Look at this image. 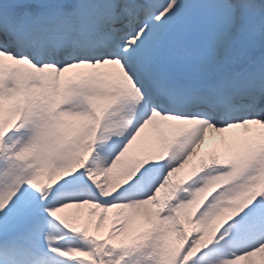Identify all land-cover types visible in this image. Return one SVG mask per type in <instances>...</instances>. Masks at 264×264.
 <instances>
[{
  "label": "snow or ice",
  "instance_id": "obj_1",
  "mask_svg": "<svg viewBox=\"0 0 264 264\" xmlns=\"http://www.w3.org/2000/svg\"><path fill=\"white\" fill-rule=\"evenodd\" d=\"M201 154L224 163L154 207ZM41 168L54 172L43 186ZM210 175L231 183L191 215ZM261 179L264 0H0V264H161L162 247L171 264H255ZM90 206L105 210L97 230L134 211L98 238ZM74 211L72 257L60 216ZM206 214L207 241L194 230Z\"/></svg>",
  "mask_w": 264,
  "mask_h": 264
},
{
  "label": "bare ground",
  "instance_id": "obj_2",
  "mask_svg": "<svg viewBox=\"0 0 264 264\" xmlns=\"http://www.w3.org/2000/svg\"><path fill=\"white\" fill-rule=\"evenodd\" d=\"M11 102L7 101L6 100V106L8 104H10ZM151 131V129L149 130H146V135L147 137H152L151 134L149 133ZM181 155V152L179 151V154L178 156ZM47 171V169L44 170V172ZM187 174V170H186V165L184 167L181 168V170L179 172H176L175 169L173 170V174L171 175V179L173 181V185L171 184H168V182L166 183V186H162V190L160 191V198H159V201L156 205H154V207H161L164 203V201L166 200H169L170 198H172L173 194H174V190L173 189L175 188V182L177 180V178L179 176L183 177ZM264 180L261 179L260 181H258L260 184H262ZM204 191V188L202 190H199L198 193H196L193 197V201L192 203L188 206L187 209H191V207H194L195 205L198 204L199 200H200V197L201 196H197V195H200L202 192ZM167 194V195H166ZM206 200H204L205 202ZM92 207L94 210H95V215L97 217H93L92 218V221L93 223L89 226V231H90V234H93V235H96L98 238H105L108 234V231L111 227V224H112V221L115 219V213L117 215V217L119 219H126L131 213L132 211L134 210H111L109 213H108V219L105 221V223L103 225H101L100 229L97 230L96 227H95V222L98 218V216H100L105 210L103 209H98V208H95V206H90ZM84 214V218L87 219V213L89 211H92V209H88V208H85L83 210H81ZM118 211H121V212H118ZM60 221L61 223L67 227L71 233H78V232H81L83 231V225H82V222H81V219L78 217V215L76 214V212H72V213H69V214H63L60 216ZM58 231H60L59 229H56ZM169 236L173 235L172 233H169L168 234ZM62 236V235H61ZM75 238L76 240H71V238H69L68 242L65 243V247L66 248H70V254L71 255H77L78 253L76 252L75 248H72L71 246H74V245H78L80 243V239L75 235ZM211 238V236L209 237ZM116 240V233H112L110 234L107 239L104 241V245L103 246H107L109 244H113V247H115V244L113 243L114 241ZM102 246V247H103ZM254 259V262L255 264H264V258H261L260 256H257Z\"/></svg>",
  "mask_w": 264,
  "mask_h": 264
},
{
  "label": "rangeland",
  "instance_id": "obj_3",
  "mask_svg": "<svg viewBox=\"0 0 264 264\" xmlns=\"http://www.w3.org/2000/svg\"><path fill=\"white\" fill-rule=\"evenodd\" d=\"M29 163H31V161H29ZM37 178V177H36ZM212 210L210 209V212ZM191 215H195V212L190 210L188 211ZM194 213V214H193ZM212 219V217L208 214H206L205 219L203 220V222L198 221L197 223L204 225V223L209 220ZM160 257H161V264H171V258H170V253L167 250L166 247H162L161 248V252H160ZM49 264H62L61 260H58L56 257H52L49 261ZM90 264H96L95 260H91Z\"/></svg>",
  "mask_w": 264,
  "mask_h": 264
}]
</instances>
